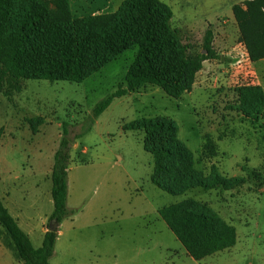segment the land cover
<instances>
[{
  "label": "rangeland",
  "instance_id": "1",
  "mask_svg": "<svg viewBox=\"0 0 264 264\" xmlns=\"http://www.w3.org/2000/svg\"><path fill=\"white\" fill-rule=\"evenodd\" d=\"M125 1L115 9H76L69 4V10L72 18L113 14ZM135 1L125 4L128 13L138 12ZM162 1L173 10L170 26L186 54L195 56L202 51L210 28L217 57L203 61L192 90L179 98L153 84L114 98L97 118V125L95 121L74 140L68 206L79 212L81 224L94 230L84 238L93 246L106 245L100 233L106 227L102 226L113 230L118 224L127 240L141 239L145 245L155 236V226L165 224L157 213L160 207L194 200L237 231L236 244L209 255L205 263L264 264V107L256 109V95L246 102L239 100L244 85L264 89V19L251 25L244 18L241 29L231 7L244 0ZM101 24L96 28L99 35L104 34ZM137 50V44L131 43L79 82L27 77L0 87V192L13 212L20 207L18 212L39 218L52 211L51 173L62 123L74 126L72 135L87 126L96 103L124 82ZM251 50L257 59L251 58ZM180 51L175 47L177 55ZM156 116L178 124L179 138L192 150L193 167L202 181L208 184L218 174L225 183L212 188L199 185L177 195L155 185L151 179L155 159L145 149V130L124 128L143 117ZM152 139L153 145L162 143L171 149L168 179H185L173 143L164 134ZM73 215L63 220L62 228L71 223ZM158 216L160 221H154ZM161 233L175 245L174 233L169 229Z\"/></svg>",
  "mask_w": 264,
  "mask_h": 264
},
{
  "label": "trees",
  "instance_id": "2",
  "mask_svg": "<svg viewBox=\"0 0 264 264\" xmlns=\"http://www.w3.org/2000/svg\"><path fill=\"white\" fill-rule=\"evenodd\" d=\"M126 0L113 14L88 15L72 18L70 0H0V87L13 85L23 78L69 80L79 82L97 71L114 56L137 44L136 56L117 89L99 100L90 115V123L79 132L69 122L62 123V133L53 156L51 196L53 209L48 216L47 231L42 245L35 247L29 234L0 197V223L5 226L15 243L23 264H50L54 255L59 225L76 210L68 206L69 165L74 140L88 132L96 119L109 107L113 99L128 94L147 84L159 86L167 95L179 98L191 91L195 75L203 61L216 58L212 46L213 31L205 32L203 49L195 55L186 54L180 46L175 29L170 26L172 8L162 0H137V13H128ZM54 3L53 9L50 3ZM242 29V20L255 25L264 19V0H244L232 7ZM122 17V20L118 18ZM119 21H121L119 23ZM104 23V34L96 28ZM179 47L180 54L175 53ZM251 58L257 59L251 50ZM264 56V53L262 54ZM257 98L256 109L264 107V89L261 85H244L239 89V100ZM143 128L145 149L155 159L151 179L164 191L177 195L203 185L209 188L223 185L225 179L218 174L206 184L196 175L192 150L179 138L178 124L163 116L143 117L124 129ZM3 129L0 127V139ZM156 134H164L173 143L175 156L185 168V179L170 180L168 163L171 149L159 143L152 144ZM159 215L195 260L233 247L237 231L216 213L196 203L183 200L164 205ZM50 225H56L53 230Z\"/></svg>",
  "mask_w": 264,
  "mask_h": 264
},
{
  "label": "crops",
  "instance_id": "3",
  "mask_svg": "<svg viewBox=\"0 0 264 264\" xmlns=\"http://www.w3.org/2000/svg\"><path fill=\"white\" fill-rule=\"evenodd\" d=\"M120 2L121 0H70L71 6L76 9L97 10L106 8L115 9L119 6ZM213 74L215 75V72ZM210 77L213 78L212 75L205 76V81H209ZM97 123L98 119L94 126ZM70 170L69 166V172ZM69 192L70 190H68V196ZM0 197L12 215L17 219L20 226L29 234L33 245L35 247L41 246L44 234L48 229L45 223H47L51 212L45 213L43 217L39 218H36L34 214L18 212L21 211L20 207L17 212H13L6 204L1 192ZM157 213L159 215V212ZM79 215V212H76L73 215L71 223H66L63 228L62 225L65 220L61 223L58 230L55 252L50 259V264H208L204 262V259L208 256L201 260H195L187 253L176 236L174 238L175 245H171L164 234L161 233L164 230H170L166 222L165 224L159 222V226H155V236L150 237L149 242H144L145 245H143L141 239L132 238L130 241L127 240L120 224L113 230L107 226H102L101 228H107L100 231L101 238L105 240L106 245L98 244L93 246L90 242L84 240V238H88V234L93 233L94 230L91 226L81 224ZM160 217H156L154 221H160ZM157 233L159 234L157 235ZM111 241H114L113 245H110ZM154 254H156V259L153 258ZM0 264H23L11 235L1 223Z\"/></svg>",
  "mask_w": 264,
  "mask_h": 264
},
{
  "label": "water",
  "instance_id": "4",
  "mask_svg": "<svg viewBox=\"0 0 264 264\" xmlns=\"http://www.w3.org/2000/svg\"><path fill=\"white\" fill-rule=\"evenodd\" d=\"M55 226H56V225H50V226H49V229H50V230H53V229L55 228Z\"/></svg>",
  "mask_w": 264,
  "mask_h": 264
}]
</instances>
